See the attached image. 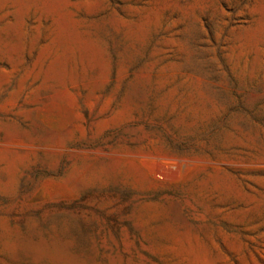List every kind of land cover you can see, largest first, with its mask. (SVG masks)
<instances>
[{"label": "rangeland", "instance_id": "1", "mask_svg": "<svg viewBox=\"0 0 264 264\" xmlns=\"http://www.w3.org/2000/svg\"><path fill=\"white\" fill-rule=\"evenodd\" d=\"M0 264H264V0H0Z\"/></svg>", "mask_w": 264, "mask_h": 264}]
</instances>
